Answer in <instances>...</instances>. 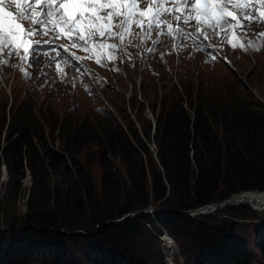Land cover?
I'll use <instances>...</instances> for the list:
<instances>
[{
	"label": "trees",
	"instance_id": "1",
	"mask_svg": "<svg viewBox=\"0 0 264 264\" xmlns=\"http://www.w3.org/2000/svg\"><path fill=\"white\" fill-rule=\"evenodd\" d=\"M210 87L180 84L183 96L172 92L184 104L167 94L160 96L158 109L143 96L154 126L152 131L148 121L140 122V132L154 144V162L127 117L121 129L105 117L93 124L73 123L67 115L52 120L23 110L8 119L5 130L1 124L0 168L6 181L0 194V264H164L150 250L156 240L147 230L153 227L158 235L157 226L184 242L185 264H257L247 237L238 234L240 221L214 225L204 221L206 215L181 212L239 192H264V110L246 112L226 99L206 100L203 94ZM47 137L59 142L71 170L59 167V155L47 146ZM92 145L104 147V154L96 153L93 160L102 169L97 186L88 171L92 160L85 154ZM25 172L24 209L15 212ZM156 202L166 211L114 221ZM253 238L264 263V220L255 224Z\"/></svg>",
	"mask_w": 264,
	"mask_h": 264
},
{
	"label": "snow or ice",
	"instance_id": "2",
	"mask_svg": "<svg viewBox=\"0 0 264 264\" xmlns=\"http://www.w3.org/2000/svg\"><path fill=\"white\" fill-rule=\"evenodd\" d=\"M4 5L0 0V66L17 67L26 78L33 73L23 65L31 67L46 55L63 80L68 66L92 75L85 59L107 67L131 60L129 47L140 50L138 55L153 54L164 37L176 52L189 46L215 52L225 44L258 50L264 43V32L256 40L248 36L252 23H264V0H8L14 11ZM13 55L20 65L9 64Z\"/></svg>",
	"mask_w": 264,
	"mask_h": 264
},
{
	"label": "rangeland",
	"instance_id": "3",
	"mask_svg": "<svg viewBox=\"0 0 264 264\" xmlns=\"http://www.w3.org/2000/svg\"><path fill=\"white\" fill-rule=\"evenodd\" d=\"M128 51L132 55V59H131V63H132L134 62V57L135 54L138 52V49L131 48ZM3 56L4 58H7V53H4ZM255 56L257 58L259 56V59H257ZM47 57L48 56L46 55L42 57V59H46ZM17 60L18 58L13 55L9 60V64L10 65L17 64ZM248 60L249 63L245 61L244 56L237 55V65L241 68L239 70L241 76L240 78H234L231 75H229L226 71V68L223 66L215 64L214 66H217L215 71L214 69L210 70V68L213 67L210 66L209 76L210 78L213 79L215 84L211 85L212 87L206 89L210 93L205 92L203 94L205 99L206 100L212 99L214 103L215 101L217 103H222L224 102V99H226L228 103L231 105L233 104L243 105L244 106L243 108L246 112L247 111L260 112L264 110V70L258 72L256 68L254 72L252 68L253 65L255 66L258 65L259 61L261 62V64L264 65V52H260L258 53V55L255 54L252 56H248ZM169 63H170L169 69L163 68V71H159L161 74L158 77L150 76V78H145L144 81L142 79L141 81H139L140 79L139 77L135 80L134 85H132L129 82L127 83L123 82L121 84L120 81H115L114 79H112L113 93L111 92V89L107 88L106 86L101 90L97 89L94 92V96L91 97L95 101V103L98 100L102 102L101 101L103 99V95L101 93L102 90L105 91L106 94L108 93L109 95H111V96L109 95L107 96V99L111 105L102 103L103 108H100V110H98L97 113L101 115L104 111H108L110 112L109 117L111 118L113 117L110 123H112V121H115L120 124V126L117 127H123V126L125 127L126 121L125 120L123 121V117H119V112H121L120 107L122 106L127 115V118L132 122L133 127L136 129V132L139 138L141 139L140 122L142 124H146V121L149 122L148 115L147 113H145L146 102L143 100L144 99L143 96L147 98V100L150 102H156L157 106L162 99L160 96H164L167 94L171 99H173V102H176L178 100L179 101L181 100L183 104L185 102L183 97L180 96L178 97L172 92L175 90L179 92V89H181L177 87L178 85L177 82L175 81L174 75L173 73L170 72L173 70L174 66L178 64V61L175 59H170ZM155 66L157 68L158 64H156ZM48 67L49 65L46 66V68ZM66 68L64 69L66 75L63 80L58 76L56 70L49 69L50 71H46L44 68L43 71L41 70L40 73L39 72L37 73V75L35 76L34 83H31L28 86V81L26 79H20L17 74H12V66L2 67V74H3L2 77H3V81L5 82L2 85L1 76H0V126L1 124L3 125L2 129L4 128L5 130V128L9 124V121L10 120L12 121L11 118L14 119L17 113L23 110H25L34 117H38L39 114H44L53 120L55 117L54 115H57L59 118H63L67 115L73 123L75 121L78 122L84 121L88 124H93L99 117H97L96 112H94L89 107L91 105L89 101L84 99L85 94L81 93V91L85 89L84 86L87 85L88 80L86 79L84 84L80 83L76 85L73 82L74 78L76 77L75 76L76 74L73 71L74 69H70L69 71H67ZM129 72L131 71L127 69V71L123 73L126 74ZM45 73H47L46 76ZM132 76L133 78H131V81H134V75ZM147 76L149 75L147 74ZM160 77H161L160 79L161 82L159 81L158 83H155V80H158ZM109 83L111 84V81ZM179 83L185 85L186 88L189 85H191L188 84V80L184 78H182ZM203 83H205L204 80L201 81L200 84ZM2 89H4V91ZM115 90L118 92V94L114 93ZM202 90H204L203 87L201 91ZM180 92L183 96L184 92L183 91ZM247 94H249L250 96H247ZM123 95L126 96L125 99L118 101L120 99L119 96H123ZM132 96H135L136 100L141 99L144 102L143 107H139L136 105V103H133V100L130 99ZM168 99L169 98H167V102H169ZM187 100L189 102L192 99L188 97ZM9 118L10 120H8ZM120 121L122 122V124ZM2 135H3V131L1 133L0 141H2V139L4 140V137ZM47 138H48L46 139L47 146L51 148L52 152H55L59 155V159H58L60 162L59 167L64 168L65 166L67 170H71V167L68 164H65L67 163V160L65 157V153H62L60 151L59 142L56 140L52 141V139L51 141H49V137ZM141 141L144 142V145L147 147L146 150L149 152L151 160H153L154 162V159L156 160L155 157L156 150L153 147L154 144L150 142L148 143L145 139H142ZM103 149H104L103 146L93 147L92 145L91 149H88L85 152V154H88L90 156V159L92 160L89 164L88 171L92 176L94 180V184L96 186L98 185V181L102 169L99 168L93 160L98 158V154L96 153H99L101 155L104 154L102 152ZM39 157L43 158V155L39 154ZM111 161L115 167H117L120 171H122V168L116 159H112ZM0 171L2 172V175L0 177V194H1L2 190L5 187L4 184L6 181V177L3 167L0 168ZM28 178L29 175H27V173L25 172L24 179L21 181V185H20L21 198H19V201H17V205L19 209L15 210V212L17 211L19 212L21 211L20 209L22 210L24 209L22 207V204L24 202L27 188L29 185ZM157 204H158L157 202L153 204L151 203L148 208H150L153 212L147 214H153L155 213L154 211H158L159 209H161V207L159 208L155 207ZM232 207L238 209L227 211L226 210L227 206H225L218 209L216 208L208 214H201L195 216L206 215V219L204 221L206 223H210L214 225L217 224L220 220H224V219L240 221L241 226L238 234L241 233L247 237L246 241L249 249L251 250L255 262L257 264L263 263V259L259 254L254 243L253 230L255 224L264 220V209L257 207L256 205L254 207L249 205H238ZM239 207L240 208L242 207V209H240ZM254 208H258L261 211L254 210ZM247 209L248 211H246ZM248 213L254 214V216L252 218L250 217L244 218ZM195 216H189V217H195ZM157 229H159L158 235L155 234L154 232L155 228L153 229L152 227L151 229V227H148L147 230L148 234L152 238H155L156 240V241L153 240L154 242H156V245H151L150 250L157 251L158 259L163 260L164 264L165 262L166 264H185V261L183 260L184 259L183 252H185V254H187V252L186 250H184L186 248L184 242H179L174 236H172V234L168 232V230H165L164 228L157 226ZM162 230L165 231L166 238H168L171 241L173 247L171 248L162 247L163 243L162 240L160 239V237L163 238Z\"/></svg>",
	"mask_w": 264,
	"mask_h": 264
},
{
	"label": "bare ground",
	"instance_id": "4",
	"mask_svg": "<svg viewBox=\"0 0 264 264\" xmlns=\"http://www.w3.org/2000/svg\"><path fill=\"white\" fill-rule=\"evenodd\" d=\"M59 43V42H58ZM132 47H129L128 48V50H130ZM58 51H62V49H58ZM5 53H7L6 51H5ZM54 53L52 52V55H53ZM17 63L19 64H21V62L19 61V60H17ZM3 75V74H2ZM1 83H2V85L5 83L4 81H3V78H2V80H1ZM3 91H4V89H2ZM2 91V92H3ZM43 91H44V89H43ZM120 97H123L124 99H125V95H123V96H119V98ZM118 100V99H117ZM151 115V114H150ZM152 117V116H151ZM153 119V118H152ZM235 195V194H234ZM230 197V196H229ZM227 199V198H226ZM228 202H230V203H232V204H234V203H237L238 202V205H249V206H257V207H260V208H263L264 209V192H260V191H256V190H254V191H249V192H242V193H239V194H237V195H235V196H232L229 200H228ZM240 202V203H239ZM206 209H201V212H203V213H205V214H207L206 212L207 211H205ZM196 214V213H195ZM162 236V235H161ZM160 239L162 240V243H163V245H162V247L163 248H171V247H173V244L171 243V241L168 239V238H165L164 236H163V238H161L160 237ZM174 255H176V254H174Z\"/></svg>",
	"mask_w": 264,
	"mask_h": 264
},
{
	"label": "water",
	"instance_id": "5",
	"mask_svg": "<svg viewBox=\"0 0 264 264\" xmlns=\"http://www.w3.org/2000/svg\"><path fill=\"white\" fill-rule=\"evenodd\" d=\"M232 196H235V195H231L227 199H224V200L219 201V202H210V203L204 204L202 206H199V207H197L195 209L183 210L181 212L183 214L187 215V216H195V215L205 214V213L201 212V209H206L205 211H207L206 213L208 214V213L212 212L216 208L218 209V208L225 207V206H227V207L238 206V202L237 203H234V204L228 202V200ZM161 210L166 211V209H161ZM151 212H153V211L150 208H148V209H144V210H140V211L137 210V211H134V212L124 213L120 217L116 218L114 221L122 220L125 217L133 216L135 214H141V213H144L145 214V213H151ZM154 212H156V211H154ZM76 232H80V230H78ZM73 233H75V232H73ZM162 235L165 236V238H166V235H165V231L164 230H162Z\"/></svg>",
	"mask_w": 264,
	"mask_h": 264
},
{
	"label": "clouds",
	"instance_id": "6",
	"mask_svg": "<svg viewBox=\"0 0 264 264\" xmlns=\"http://www.w3.org/2000/svg\"><path fill=\"white\" fill-rule=\"evenodd\" d=\"M113 83V82H112ZM29 86V85H28ZM111 92L113 93V91H112V89H111ZM114 93L115 94H118V92L115 90L114 91ZM109 94L107 93L105 96H106V98H107V96H108ZM109 96H111V95H109ZM140 98V97H139ZM130 99H132V97L130 98ZM133 100V99H132ZM133 102H134V100H133ZM135 103V102H134ZM101 103H94V104H92V105H90L89 107L95 112V107L96 106H99ZM111 105V104H110ZM137 105V104H136ZM138 106V105H137ZM140 107V106H139ZM120 109H121V111L122 110H124L123 109V107L121 106L120 107ZM119 109V110H120ZM157 109H158V106H157ZM119 110H117V111H119ZM63 113H65V112H63ZM62 113V114H63ZM145 113H147V115H148V119H149V122H151L150 124H151V129H152V131H153V126H154V124H153V119H152V117H151V115H150V113H149V111H147V112H145ZM78 117V116H77ZM98 117V116H97ZM119 117H123V119H124V117H127V115H126V113H125V111H124V114H123V116L120 114V112H119ZM108 119V118H107ZM112 119H113V117H112ZM112 119H109V120H112ZM125 120V119H124ZM115 122V121H114ZM121 122V121H120ZM116 124H118L119 126H120V124L119 123H117V122H115ZM121 124H122V122H121ZM121 129H123V127H120ZM152 131H151V133H152ZM141 139H143L142 138V136H141Z\"/></svg>",
	"mask_w": 264,
	"mask_h": 264
}]
</instances>
